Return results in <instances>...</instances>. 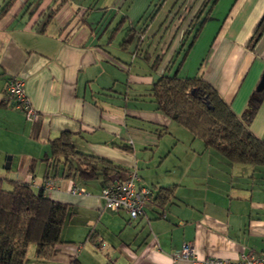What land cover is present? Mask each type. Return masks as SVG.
Segmentation results:
<instances>
[{"label": "crops", "instance_id": "crops-1", "mask_svg": "<svg viewBox=\"0 0 264 264\" xmlns=\"http://www.w3.org/2000/svg\"><path fill=\"white\" fill-rule=\"evenodd\" d=\"M61 1L16 0L0 18V178L29 183L34 192L43 189L50 200L69 206L62 243L47 260H38L31 245L25 264H191L178 258L186 243L201 259L264 258V167L231 164L206 149L156 111L150 96L168 62L180 60L182 52L175 56L187 30L188 43L213 0H112L111 9L103 0V10L81 0L58 8ZM153 4L157 11L140 52L129 59L119 47L113 53L94 33L96 20L89 21L108 8L144 12ZM263 16L264 0H217L178 73L202 78L238 117L264 73V32L253 49L248 45ZM131 21L126 17V24ZM158 43L166 63L152 72L143 56H153ZM10 78L23 81L36 122L5 106ZM119 79L124 85L117 88ZM250 131L264 140V99ZM62 132L72 134L78 152L107 160L121 173L136 171L153 193L142 216L130 221L125 212L105 210L101 176L84 182L51 167L49 144ZM47 180L51 190L43 186ZM73 187L85 193L73 194ZM167 187H173L171 197L157 206L155 195Z\"/></svg>", "mask_w": 264, "mask_h": 264}, {"label": "trees", "instance_id": "trees-1", "mask_svg": "<svg viewBox=\"0 0 264 264\" xmlns=\"http://www.w3.org/2000/svg\"><path fill=\"white\" fill-rule=\"evenodd\" d=\"M15 1H6L0 9V18L9 11ZM67 1L70 0H62L58 8ZM216 2L217 0L212 1L188 43L187 37L192 30H187L175 56L176 59L182 52L180 60L176 63L172 58L168 62L164 73L152 84L150 96L156 111L200 140L206 149L214 150L231 164L264 167V140L256 138L250 131V125L264 99V89L253 92L248 100L247 109L238 117L217 91L202 78L182 79L178 76L189 50ZM56 11L49 15L41 27V32H44ZM156 11L155 9L148 17L147 25L142 29L138 31L130 29L126 32L119 45L121 51L127 53L136 42L131 55L136 57L139 54L141 37L146 34L148 22L153 20ZM180 12L176 13L174 19L180 20ZM200 12L202 13L200 10L197 17ZM125 20L122 18L119 24H124ZM263 32L264 16L248 42L250 49L254 48ZM165 34L166 30L163 36ZM159 43L153 56H143V59L150 63L152 72H157L166 54L156 52ZM5 106L14 109L8 101ZM49 149L46 161L50 162L51 167L60 166L61 175L66 178L77 177L88 182L101 176L103 185L106 186L113 176L124 171L107 160L78 152L69 132H62L51 141ZM172 190L173 187L160 188L155 195L154 203L162 206L171 197ZM68 215L69 206L50 200L44 195L43 189L34 192L29 183L0 178V264H25L27 251L31 245L36 247L38 260H47L53 248L62 243L61 230Z\"/></svg>", "mask_w": 264, "mask_h": 264}, {"label": "built area", "instance_id": "built-area-1", "mask_svg": "<svg viewBox=\"0 0 264 264\" xmlns=\"http://www.w3.org/2000/svg\"><path fill=\"white\" fill-rule=\"evenodd\" d=\"M6 95L9 105L25 114L36 122L39 118L29 105L24 92L23 81L18 78H10L6 86ZM44 188L51 190L53 183L50 180L44 182ZM73 194H84L83 190L72 188ZM100 197L105 210L111 212H125L130 221L136 220L144 214L145 209L152 204V190L141 183L136 171H129L113 176L111 181L102 188ZM165 216V214H163ZM179 259L189 260L191 264H264V258L253 255H241L237 261L221 259H201L196 257L195 249L191 243L182 246L178 255Z\"/></svg>", "mask_w": 264, "mask_h": 264}, {"label": "rangeland", "instance_id": "rangeland-1", "mask_svg": "<svg viewBox=\"0 0 264 264\" xmlns=\"http://www.w3.org/2000/svg\"><path fill=\"white\" fill-rule=\"evenodd\" d=\"M3 0H0V3H2ZM83 4L86 5H94V7L97 8H103L104 9V5L102 4L103 0L100 2H95V0H81ZM112 0H108L107 5L109 8L111 7V2ZM105 4V3H104ZM107 7V8H108ZM99 8V9H100ZM108 8V10L106 9V12L104 11H99L100 13H93L92 16L89 18V21H91L92 19H94L93 21L96 20V29L94 30V33H97V36L99 37H103V40H105L106 44L108 46H111L110 49L111 51H113V53L118 54V48L120 45V42L123 40L126 32L128 30H130V28H135L137 26V23H139V19H142V21H144L147 18V15L150 16L152 14V12L155 10V6L154 4L152 6H149L147 8H145L146 10L144 12L140 11V12H133L130 11L129 13L126 12V9H123L122 11H120L118 8H113L112 10H110ZM124 15V16H123ZM127 15V16H126ZM126 17H131L133 19V21L129 22V23H124V24H119L121 22L122 18ZM145 18V19H144ZM135 19V20H134ZM139 20V21H138ZM138 21V22H137ZM111 23V26H109L108 28V23ZM99 23V24H97ZM132 49V48H131ZM121 54H123V56L127 59L131 58L130 53L132 51H128L127 53H124L122 51H119ZM133 57V56H132ZM128 61V60H125ZM130 61V60H129ZM142 62V61H141ZM166 62L165 60L162 62L161 66L164 65ZM161 66L159 68H161ZM116 68L117 72H119V74H121L122 72V68H117L114 67V69ZM163 70V68H161V71ZM116 72V74H117ZM120 77V76H119ZM122 80L119 79V82H117V88L122 87V85H124V81L121 82ZM31 248H34V246L32 245Z\"/></svg>", "mask_w": 264, "mask_h": 264}, {"label": "water", "instance_id": "water-1", "mask_svg": "<svg viewBox=\"0 0 264 264\" xmlns=\"http://www.w3.org/2000/svg\"><path fill=\"white\" fill-rule=\"evenodd\" d=\"M264 89V73H263V75H262V77H261V80H260V82H259V84H258V86H257V88H256V91H258V92H260V91H262ZM8 167V166H7ZM6 167V168H7Z\"/></svg>", "mask_w": 264, "mask_h": 264}]
</instances>
